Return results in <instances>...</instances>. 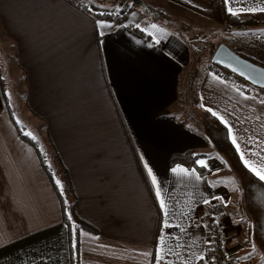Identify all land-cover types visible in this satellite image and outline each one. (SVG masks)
I'll return each mask as SVG.
<instances>
[{"label": "crops", "instance_id": "obj_1", "mask_svg": "<svg viewBox=\"0 0 264 264\" xmlns=\"http://www.w3.org/2000/svg\"><path fill=\"white\" fill-rule=\"evenodd\" d=\"M93 3L0 0V33L13 46V74L24 79L28 111L46 124L57 169L63 174L65 168L77 198L76 215L97 232L80 231V264H156L154 255L145 254L155 252L161 236L173 249L167 264H205L196 257L211 253L208 229L196 220L212 205L222 209L219 220L233 257L264 264L241 184L196 123L202 109L216 112L227 122L215 116L230 142L237 141L239 151L232 145L243 165L241 155L252 167H264V92H245L214 72L194 69L198 103L191 105V55L183 36L136 9L119 21L127 6L101 10ZM222 3L143 0L139 7L226 31ZM256 3L236 0L231 6L240 12L237 18L251 17L264 27V13L240 11ZM101 11L117 17L99 19ZM11 111L0 77V264H71L58 197ZM188 151L204 155L196 167L170 164L171 156Z\"/></svg>", "mask_w": 264, "mask_h": 264}, {"label": "trees", "instance_id": "obj_2", "mask_svg": "<svg viewBox=\"0 0 264 264\" xmlns=\"http://www.w3.org/2000/svg\"><path fill=\"white\" fill-rule=\"evenodd\" d=\"M68 1L76 2L78 0H68ZM109 2H110L109 6H111L112 8L115 7L120 8L125 6L128 7V9L123 14V16L119 18V21H122V19L126 17L127 13L135 10L138 7V5H140L141 3L140 0H109ZM144 8L146 10L145 11L146 15H148V17L152 21L161 24L162 26L173 31L175 34L182 36L179 33L180 28H179V24L177 23L182 20L174 18L173 16L167 14L163 10L153 8L151 6L145 5ZM82 9L94 16V14H92L87 9L86 6H83ZM221 13L223 19V26L226 31H230L232 29L244 30L247 29L248 27L250 28V27H254L255 25L261 24L260 22L255 21L251 17L240 19L237 18L236 16L230 15L226 11L223 3L221 4ZM95 16L98 17L99 19H114L117 17L110 12H101V13L98 12V14H95ZM133 31L138 35L141 34V32L136 29H133ZM214 50L215 47L212 48L211 53ZM239 56L242 57L243 59L252 62L255 65L264 68V63H261L257 60L252 61V59L249 56H246L241 53L239 54ZM205 70L214 72L220 75L221 77L230 80L236 86L241 87L242 90H244L245 92H252V91H257L261 93L264 92V89H258L256 87H253L252 85L242 81L241 79L235 77L234 75L222 70L216 65H213L211 61L209 62ZM188 74H189V77H187L188 102L191 103V105H195L198 103V99L194 94V82L198 72L189 71ZM196 123L202 134L211 144L214 152L223 158V160L226 162V164L229 166V168L238 178L242 188V196H243V202L245 208L252 218L254 237L261 251L264 254V183L261 182L259 179H257L243 165L235 148L230 142L226 127L222 125L215 116H213L209 111L202 109L199 115L197 116ZM22 138L26 140L36 150L41 160L43 169L46 172L48 179L50 180V183L56 193V196L58 197L61 213H62V222L68 229V237L70 241V252H71V264H80L79 244H78V235L80 231H87L90 233H97V232L93 227L82 221L76 215L75 209L77 206V198L74 195L73 187L70 182L69 175L65 170V168L62 167V172L63 175L65 176V192L63 193L61 192L58 184L56 183L50 168L44 162L43 157L39 149L37 148L36 144L32 141H29L24 135H22ZM201 157H204V155L196 154L194 152L188 151L184 154L171 156L170 164L172 165L179 164L187 168H192V167H196V162ZM139 165L146 183L149 184L146 174L142 169L140 163ZM74 244L75 247L73 246Z\"/></svg>", "mask_w": 264, "mask_h": 264}, {"label": "rangeland", "instance_id": "obj_3", "mask_svg": "<svg viewBox=\"0 0 264 264\" xmlns=\"http://www.w3.org/2000/svg\"><path fill=\"white\" fill-rule=\"evenodd\" d=\"M92 1L95 2L93 3V5L96 8L99 7V9H101L100 7H102L106 10L113 9L111 6H108L110 5L109 0ZM140 1L143 2V0ZM138 7L136 8V13L146 15L142 11L143 9H140V7ZM90 8L92 9V11L97 12L96 9L93 8V6H90ZM205 22L206 21H201L198 27H194L190 23H186L184 21L177 22L180 28L179 33L183 36L190 51L191 63L189 66V71L191 72L194 71V69L204 70L208 66L209 62L211 61L212 55L219 45L223 44L229 47L231 43L237 42L236 45L239 46L243 43L241 39L244 37L242 35L246 31L254 32L252 34H263L264 32L263 26H254L250 28L248 27L244 30L232 29L230 31H222L220 28L214 27L208 22ZM213 47H215V50L211 53ZM249 55L251 54L249 53ZM256 60L264 63L263 57H255V60L252 59V61ZM14 70H16V68L13 63V46L11 45V43H8L4 40L0 33V77L4 87L6 98L8 99L9 105L12 110L11 113L13 114V119L18 124V127L24 134V136L29 141H32L36 144L44 161L50 168L56 183L57 181H59V184H57L61 192L64 193L65 176L60 172V170L57 169L55 157L51 154L52 149L47 140L46 124L30 115L27 108L26 94H28V92L26 91L23 83L24 79L21 76H15L13 74ZM187 77H189V74ZM194 113L196 114V111ZM229 175L232 176V179L234 181L239 183L238 178L231 170L229 172Z\"/></svg>", "mask_w": 264, "mask_h": 264}, {"label": "built area", "instance_id": "obj_4", "mask_svg": "<svg viewBox=\"0 0 264 264\" xmlns=\"http://www.w3.org/2000/svg\"><path fill=\"white\" fill-rule=\"evenodd\" d=\"M228 48L238 55L241 53L254 60L255 57L264 58V33L251 35L241 45L237 46L233 43ZM221 210L219 205H212L205 215L196 220L197 224L206 226L208 229L211 244V253L204 258V262L205 264H243L236 260L226 247L225 231L219 220Z\"/></svg>", "mask_w": 264, "mask_h": 264}, {"label": "snow or ice", "instance_id": "obj_5", "mask_svg": "<svg viewBox=\"0 0 264 264\" xmlns=\"http://www.w3.org/2000/svg\"><path fill=\"white\" fill-rule=\"evenodd\" d=\"M236 0H224V4L226 6V11L232 15V16H237L240 14V12H238L237 10H235L231 5L233 3H235ZM264 3V0H257V3L253 6V7H250V8H246V9H241L240 11H247L249 13H255V12H261V13H264V7H261L260 4ZM97 26L98 28H104V27H108V25H105L103 24L102 22H97ZM153 28H155L156 26L155 25H152ZM99 35L103 36L104 35V32L101 31L99 33ZM241 95H243V93H241ZM262 103H264V101H261ZM207 111L211 112V114L213 116H216L220 122L222 124H225V126H227V122L224 120V118L222 116H218L216 112L212 111L211 109H207ZM229 134L231 135V129H229ZM232 143L234 145H236L237 147V151H239V145L237 143V141L235 140V138L232 139ZM241 159L242 161L244 162V165L246 168L249 169V171H251L256 177H258V179L260 181H264V167H261V168H254L252 167L249 162L247 160L244 159L243 155H241ZM199 164L203 165V166H206L205 165V162L204 161H198ZM146 168H148L147 165H145ZM172 171L175 173L177 171L176 168H173ZM182 172H185L186 174L188 175H194V170L193 172L189 173L187 170L185 169H181ZM148 175L152 178V184L154 186L157 185V180L155 178V176L152 174V171L151 169H148ZM197 179H200L199 176L196 177ZM57 183L59 184V181H57ZM156 196L157 198L159 199V205H160V208L161 210H165L166 209V204H165V201L163 199H160V196H161V193L159 191V188L157 187V190H156ZM205 203H209V201H205ZM164 215H168V213L165 211L164 212ZM168 223L165 222L164 224V227H168ZM183 231V229H181ZM161 245L158 246L156 249H155V252L154 253H146L145 255H154V259L156 261V264H167V256L170 255L173 251V249L171 248H168V246L163 242V236H161ZM75 247V244L73 245ZM196 259L198 260H201L203 261L204 260V256L203 255H200V256H197Z\"/></svg>", "mask_w": 264, "mask_h": 264}, {"label": "water", "instance_id": "obj_6", "mask_svg": "<svg viewBox=\"0 0 264 264\" xmlns=\"http://www.w3.org/2000/svg\"><path fill=\"white\" fill-rule=\"evenodd\" d=\"M211 63L253 87L264 89V68L243 59L223 44L216 48Z\"/></svg>", "mask_w": 264, "mask_h": 264}]
</instances>
